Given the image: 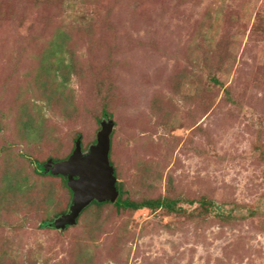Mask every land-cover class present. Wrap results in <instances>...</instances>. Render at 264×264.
Wrapping results in <instances>:
<instances>
[{
	"label": "rangeland",
	"instance_id": "374dc122",
	"mask_svg": "<svg viewBox=\"0 0 264 264\" xmlns=\"http://www.w3.org/2000/svg\"><path fill=\"white\" fill-rule=\"evenodd\" d=\"M108 121L122 198L175 209L43 227L38 164ZM0 264H264V0H0Z\"/></svg>",
	"mask_w": 264,
	"mask_h": 264
},
{
	"label": "water",
	"instance_id": "95a60500",
	"mask_svg": "<svg viewBox=\"0 0 264 264\" xmlns=\"http://www.w3.org/2000/svg\"><path fill=\"white\" fill-rule=\"evenodd\" d=\"M112 125L101 123L96 140L86 154H82L77 141L72 154L65 161L48 160L42 167V173L53 176H67L66 185L72 193L71 205L66 214L56 218L51 224L63 230L75 224L81 211L91 202H114L118 192L115 187L116 178L109 162L110 133Z\"/></svg>",
	"mask_w": 264,
	"mask_h": 264
},
{
	"label": "trees",
	"instance_id": "16d2710c",
	"mask_svg": "<svg viewBox=\"0 0 264 264\" xmlns=\"http://www.w3.org/2000/svg\"><path fill=\"white\" fill-rule=\"evenodd\" d=\"M102 114L105 115V116L107 115L105 112H103ZM53 162H55V161L53 160ZM110 164L112 165L111 162H110ZM37 169L42 172V164H38ZM114 176H115V171H114ZM57 177H60V176H57ZM115 187H116V190L118 192V195H117V198H116V200L114 202H112V203L111 202L98 203L96 201H93V202L90 203V205L88 207H90V206L101 207V206H104V205L112 204V205L115 206L116 209H125V210L128 209V210H132V211L140 210V209H143V208L150 209V210L156 209V208H164V209H166L168 211H173L175 209V201L174 200H167V198L140 201V202H133V201H130L128 199H123L122 198L121 185L116 182L115 183ZM69 193H71V191H69ZM88 207L84 208L81 211V213L84 212ZM66 212L67 211H64L63 213H60V214H56L53 219L51 218L48 222L45 221L41 225L43 227H45V226L53 227L51 225L53 223V221L56 218L60 217L61 215L66 214ZM76 220H78V217H77Z\"/></svg>",
	"mask_w": 264,
	"mask_h": 264
}]
</instances>
